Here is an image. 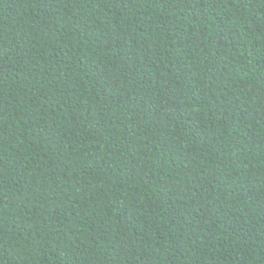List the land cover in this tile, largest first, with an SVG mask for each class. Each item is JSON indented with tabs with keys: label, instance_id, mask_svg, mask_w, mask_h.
<instances>
[{
	"label": "trees",
	"instance_id": "1",
	"mask_svg": "<svg viewBox=\"0 0 264 264\" xmlns=\"http://www.w3.org/2000/svg\"><path fill=\"white\" fill-rule=\"evenodd\" d=\"M0 264H264V0H0Z\"/></svg>",
	"mask_w": 264,
	"mask_h": 264
}]
</instances>
